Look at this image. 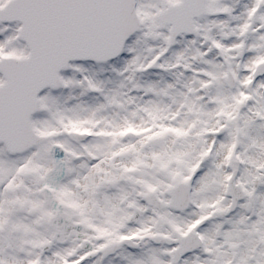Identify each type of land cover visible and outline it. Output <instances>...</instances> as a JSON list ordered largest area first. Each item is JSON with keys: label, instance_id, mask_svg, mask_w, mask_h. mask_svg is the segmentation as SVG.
<instances>
[{"label": "snow or ice", "instance_id": "snow-or-ice-1", "mask_svg": "<svg viewBox=\"0 0 264 264\" xmlns=\"http://www.w3.org/2000/svg\"><path fill=\"white\" fill-rule=\"evenodd\" d=\"M0 264H264V0H0Z\"/></svg>", "mask_w": 264, "mask_h": 264}]
</instances>
